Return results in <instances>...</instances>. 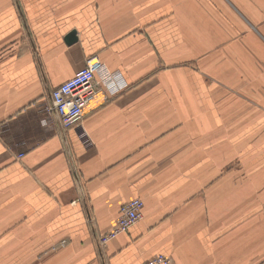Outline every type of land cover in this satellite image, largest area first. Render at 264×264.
I'll list each match as a JSON object with an SVG mask.
<instances>
[{"label":"crops","instance_id":"0c3cea01","mask_svg":"<svg viewBox=\"0 0 264 264\" xmlns=\"http://www.w3.org/2000/svg\"><path fill=\"white\" fill-rule=\"evenodd\" d=\"M93 56L86 144L48 107ZM156 254L264 264V0H0V264Z\"/></svg>","mask_w":264,"mask_h":264},{"label":"built area","instance_id":"2783aa9c","mask_svg":"<svg viewBox=\"0 0 264 264\" xmlns=\"http://www.w3.org/2000/svg\"><path fill=\"white\" fill-rule=\"evenodd\" d=\"M103 68L104 66H101L95 56L89 57L83 67L62 81L50 94L51 104L48 111L55 113L61 131L65 132L67 129L73 128L86 144L89 143V139L82 123L83 113L95 101L98 86L102 84L108 95H113L123 88L121 83H116L114 80L117 78L116 74L101 72ZM96 73L100 75L99 80L95 79ZM143 206V201L140 198L125 201L119 208L113 226L101 236V241L98 243L104 246L118 234L127 231L142 217ZM141 264H173V259L168 255L156 254Z\"/></svg>","mask_w":264,"mask_h":264},{"label":"rangeland","instance_id":"374dc122","mask_svg":"<svg viewBox=\"0 0 264 264\" xmlns=\"http://www.w3.org/2000/svg\"><path fill=\"white\" fill-rule=\"evenodd\" d=\"M45 109H46V107H45ZM47 110V109H46ZM85 113V112H84ZM84 113H83V116H84ZM69 129H71V128H69ZM68 130V129H67ZM88 139H89V137H88ZM103 234H101V235H98V242H100L101 241V236H102ZM67 244V240H65V239H62V240H60V241H58V242H53V243H51V248L53 247V248H59V247H61V246H65ZM99 244V246L101 247V248H103L104 246L101 244V243H98Z\"/></svg>","mask_w":264,"mask_h":264},{"label":"water","instance_id":"95a60500","mask_svg":"<svg viewBox=\"0 0 264 264\" xmlns=\"http://www.w3.org/2000/svg\"><path fill=\"white\" fill-rule=\"evenodd\" d=\"M66 40H67L68 42H71V41L75 40L74 32L70 33V34L67 36Z\"/></svg>","mask_w":264,"mask_h":264}]
</instances>
